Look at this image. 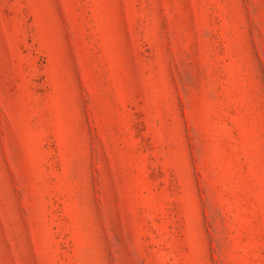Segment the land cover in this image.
Segmentation results:
<instances>
[{
	"label": "rangeland",
	"instance_id": "obj_1",
	"mask_svg": "<svg viewBox=\"0 0 264 264\" xmlns=\"http://www.w3.org/2000/svg\"><path fill=\"white\" fill-rule=\"evenodd\" d=\"M0 264H264V0H0Z\"/></svg>",
	"mask_w": 264,
	"mask_h": 264
}]
</instances>
